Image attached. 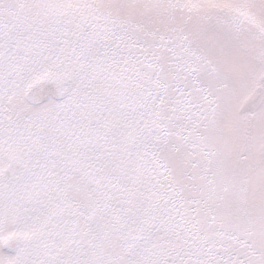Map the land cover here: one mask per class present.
Returning a JSON list of instances; mask_svg holds the SVG:
<instances>
[{"label": "snow or ice", "instance_id": "snow-or-ice-1", "mask_svg": "<svg viewBox=\"0 0 264 264\" xmlns=\"http://www.w3.org/2000/svg\"><path fill=\"white\" fill-rule=\"evenodd\" d=\"M0 264H264V0H0Z\"/></svg>", "mask_w": 264, "mask_h": 264}]
</instances>
